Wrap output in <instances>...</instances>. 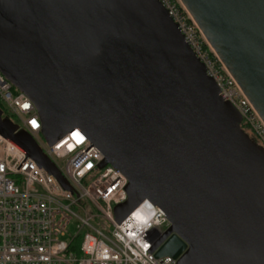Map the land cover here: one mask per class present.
<instances>
[{"label":"water","instance_id":"water-1","mask_svg":"<svg viewBox=\"0 0 264 264\" xmlns=\"http://www.w3.org/2000/svg\"><path fill=\"white\" fill-rule=\"evenodd\" d=\"M264 122V0H180ZM0 73L49 146L75 129L170 228L156 258L264 264V149L241 127L158 0H0ZM0 134L70 189L0 109Z\"/></svg>","mask_w":264,"mask_h":264},{"label":"built area","instance_id":"built-area-1","mask_svg":"<svg viewBox=\"0 0 264 264\" xmlns=\"http://www.w3.org/2000/svg\"><path fill=\"white\" fill-rule=\"evenodd\" d=\"M207 76L241 116L242 129L264 149V122L180 0H158ZM4 117L27 132L70 189L0 134V264H177L156 258L154 245L170 228L163 210L145 199L122 223L113 209L127 201L128 180L78 129L49 146L30 99L0 73ZM104 219L109 231L97 225ZM134 222L138 230L130 229ZM77 228L75 234L70 226ZM78 242V243H77ZM77 243V247H73Z\"/></svg>","mask_w":264,"mask_h":264},{"label":"rangeland","instance_id":"rangeland-1","mask_svg":"<svg viewBox=\"0 0 264 264\" xmlns=\"http://www.w3.org/2000/svg\"><path fill=\"white\" fill-rule=\"evenodd\" d=\"M0 107L5 112L4 106L0 105ZM97 225H99V227H101V229H105V230H108V231L110 230L108 223H106V221L104 219H101V218L97 219ZM69 231H70L71 234H75L77 232V228H75V227H73L71 225L70 228H69Z\"/></svg>","mask_w":264,"mask_h":264},{"label":"bare ground","instance_id":"bare-ground-1","mask_svg":"<svg viewBox=\"0 0 264 264\" xmlns=\"http://www.w3.org/2000/svg\"><path fill=\"white\" fill-rule=\"evenodd\" d=\"M129 228L132 229V230H138L137 224H135L133 221L130 223V227Z\"/></svg>","mask_w":264,"mask_h":264},{"label":"trees","instance_id":"trees-1","mask_svg":"<svg viewBox=\"0 0 264 264\" xmlns=\"http://www.w3.org/2000/svg\"><path fill=\"white\" fill-rule=\"evenodd\" d=\"M78 243V242H77ZM77 243L75 244V246L73 247L74 249L77 247Z\"/></svg>","mask_w":264,"mask_h":264},{"label":"flooded vegetation","instance_id":"flooded-vegetation-1","mask_svg":"<svg viewBox=\"0 0 264 264\" xmlns=\"http://www.w3.org/2000/svg\"><path fill=\"white\" fill-rule=\"evenodd\" d=\"M1 109V108H0ZM2 110V109H1ZM5 115V114H4ZM6 116V115H5Z\"/></svg>","mask_w":264,"mask_h":264}]
</instances>
